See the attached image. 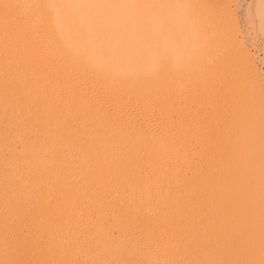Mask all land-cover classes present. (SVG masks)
Here are the masks:
<instances>
[{"label":"bare ground","instance_id":"obj_1","mask_svg":"<svg viewBox=\"0 0 264 264\" xmlns=\"http://www.w3.org/2000/svg\"><path fill=\"white\" fill-rule=\"evenodd\" d=\"M66 1L79 40L64 28L55 0H0V264H41L46 249L38 248L52 247L61 229H79L106 248L114 239L143 243L153 254L172 234L161 232L172 184L197 153L199 138L187 117L209 87H199L198 75H166L171 59L162 60L157 80L155 59L165 55V39L157 50L154 8L143 0ZM246 64L251 70L247 58Z\"/></svg>","mask_w":264,"mask_h":264},{"label":"rangeland","instance_id":"obj_2","mask_svg":"<svg viewBox=\"0 0 264 264\" xmlns=\"http://www.w3.org/2000/svg\"><path fill=\"white\" fill-rule=\"evenodd\" d=\"M65 1L55 0L60 8V14L62 13L64 28L71 29L72 39L79 40L82 37L81 32L76 29V23H73L71 14L67 12V1ZM143 1H146L147 6L154 8L156 11L155 43L157 50L161 46L160 41L165 39V55H158L155 59L157 80L160 79L159 71L162 60L166 62V60L171 59L169 68L165 70L166 75H176V77H183L184 79L188 78V75H194L195 78L198 75L196 79H198L199 87H205L204 82L209 87L205 89L204 94L197 95V101L200 102L195 104L192 116L187 117L189 122H194L192 128L193 130L196 128L194 133L199 138L197 153L192 156L189 155L185 171L182 172L178 180H175L177 184L174 182L172 184L171 196L174 198L170 197V199H173H169L170 202H167V207L165 206L162 209L167 214L166 218L169 219H166L168 227L161 232H165L164 234L172 232L171 236L169 234V240L172 239V241L166 240L165 243L163 240L161 246H157L152 254L148 249V245L143 243L132 244L114 239V242L106 248L86 239L79 229H61V232L59 231L60 236L58 235L60 238L58 237L56 243L53 244L56 246L52 245L53 248L55 247L54 249L51 246L48 249L47 246H42L44 249L42 247L38 248L43 251L46 249L44 251L46 259L45 257L41 259V264L44 261L43 264H57L60 260L62 261H60V264H68L70 261V264H73V262L74 264H86L85 261L87 264H129L132 260L134 261L132 264H147V261L149 264H159V262L160 264H264V0H204L203 2L206 4H203L202 0H183L182 2L181 0ZM187 3L190 9L187 5L186 8L185 4ZM196 6L198 7L196 8ZM194 8L195 10H193ZM207 10L213 11V13ZM205 11L206 13H204ZM215 11L218 12L217 15ZM194 12L196 13L194 14ZM140 14L141 17L145 16L142 6ZM206 14H211V17ZM212 16H217V20L216 17L213 20ZM198 17L200 20H198ZM142 23L143 20H141ZM195 23L200 26H195ZM227 23L229 24L227 25ZM65 26L71 27L66 28ZM217 28L219 30H216ZM218 31L220 34H214ZM230 33L235 36L236 41L232 36H229ZM211 34L213 35L211 36ZM233 48L234 50H232ZM222 57L223 59H221ZM246 58L251 63V70L246 64ZM165 62L163 63L166 64ZM226 80L227 82H225ZM240 84L241 86H239ZM258 91L261 96L257 93ZM221 95H223L222 99ZM206 98L207 101H205ZM201 122L203 129L200 130L197 125ZM209 130L213 132L210 133ZM211 138L214 139L210 141ZM214 143L216 144L214 145ZM211 144L212 146H210ZM205 154H207V157ZM213 154L214 157L212 158ZM202 156L206 161H203ZM193 169L196 170L193 171ZM233 170L234 172H232ZM197 172L199 173L197 174ZM187 179L190 180V183ZM176 189L178 193L180 190L182 191H180L181 195L178 196ZM184 195H186V198ZM177 198L178 201H176ZM188 207L190 208L188 209ZM199 209L201 210L199 211ZM169 210L171 211L169 212ZM188 213H191L190 216H188ZM169 214L170 216H168ZM192 215L193 217H191ZM174 229L175 232H173ZM187 229L190 231H187ZM77 230L78 237L76 236L78 233H75ZM62 231L63 233L65 231V233L63 234ZM71 233L74 234L71 235ZM65 238H69L67 242H65ZM168 242L170 243L168 244ZM61 243H63V246ZM58 245H61L60 248ZM65 250L67 253L72 252V254H69L72 257L67 255ZM97 250L100 251L97 252ZM46 251H48L47 254ZM59 252L60 254H58ZM171 253L173 254L171 255ZM58 257L61 259L59 260ZM123 257L125 259H122ZM75 260L79 261L76 262ZM119 260H121V263ZM123 260L126 262H123ZM143 261L145 262L143 263Z\"/></svg>","mask_w":264,"mask_h":264}]
</instances>
